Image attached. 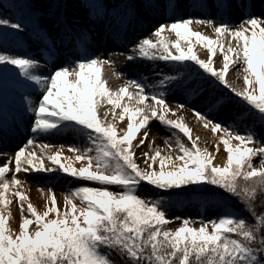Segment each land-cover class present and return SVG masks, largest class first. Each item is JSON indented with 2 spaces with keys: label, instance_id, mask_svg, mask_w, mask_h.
Listing matches in <instances>:
<instances>
[{
  "label": "snow or ice",
  "instance_id": "snow-or-ice-1",
  "mask_svg": "<svg viewBox=\"0 0 264 264\" xmlns=\"http://www.w3.org/2000/svg\"><path fill=\"white\" fill-rule=\"evenodd\" d=\"M261 2L264 3V0ZM232 6L230 0H217L219 9L228 10ZM254 6V3L241 4L242 8ZM261 16L264 17V12ZM220 19L218 27L211 20H196L197 23H207L213 27L220 37L218 40L193 31L190 27L192 18L168 25L161 24L154 35L159 37L165 29L174 32L177 37L174 47L164 39L155 43L152 39H144L138 45L139 55L149 57L152 52L150 58L155 59L158 50L159 59L163 61L195 62L206 74L254 105L264 115V19L251 12H248V18L239 26L230 25L223 17ZM2 27L20 32L25 25L0 18ZM193 37L208 51V60L198 58L193 51ZM182 41L187 51L181 47ZM217 44L223 59L220 70L213 67L212 59L217 56L218 49L214 47ZM128 59L133 57L129 56ZM3 64L17 67L25 78L44 85V94L39 98L37 106L33 108L29 105L27 108L28 112L35 115L30 128L32 133L58 132L62 126H79L82 130H88L92 146H70L74 155L66 159L83 162L77 168L61 163L63 146L53 149L43 144L38 155L33 139L30 138L13 157L0 166V200L5 205L11 203L5 197V192L10 183L22 184L15 178L16 174L54 171L52 167H45V159L59 165L66 175L101 186L75 189L65 196L63 211L57 206L53 195L51 206L42 214L37 213L31 202L25 207L24 192L17 189L15 195L19 197L20 212H27L34 217L35 228L30 234L29 226L34 221L25 216L19 234L14 239L12 235L6 234L5 227V214L10 216L12 213L8 207L0 209V213H3L0 214V264H113L101 252L102 248L130 257L129 264H264V236H261L257 246L255 225L248 226L242 218L224 216L218 222H212V232L208 231L206 223L199 228L189 226V219H183V226L172 230L166 227L170 221L165 218V212L160 210L162 201L148 202L136 194L137 187L143 182L161 190L208 184L226 189L252 205L257 193L264 197V167L257 169L252 163L254 157H264V147L254 149L248 146L255 140L251 132L233 136L225 127L224 135L229 137L223 140L228 153L227 164L223 167L214 166L213 155L207 149L202 150L197 146L199 137L192 139L191 129L183 123L182 118L180 121L166 119L169 106L164 98L143 95L144 87L136 81H130L117 89L110 88L108 80L102 79L103 67L112 66L107 59L93 57L87 61H78L71 69L64 66L47 78L31 75L30 70L38 67V62L32 59L0 55V65ZM236 64L242 66L246 85L254 89L258 84L259 95L253 94L247 87L238 90L226 79L230 65ZM129 85L138 91L130 92ZM4 94V77L0 73V127L7 123ZM146 100L152 103H145ZM116 109L121 111L117 112ZM192 111L198 119L204 121L205 127L212 125L214 132L221 129L219 122L213 124L200 111ZM128 114L130 120L126 131L122 130L118 137L115 122L124 121ZM154 119L188 135L192 147L181 145L183 154L175 158L171 153L161 157L159 149L151 157L144 153L147 167L140 168L134 158L135 150L145 143L149 134L148 126ZM141 130L143 138L133 144ZM233 138L244 147L238 146L234 150L231 144ZM29 146L32 147L26 155L25 149ZM13 162L14 169H11L9 165ZM153 164L159 166L158 170L152 167ZM261 164H264V160H261ZM10 171L13 176L11 181L6 178ZM108 186H120L122 190L113 192ZM77 197L82 202L79 207L74 202ZM50 214H55L54 218ZM259 219L261 225H264V216Z\"/></svg>",
  "mask_w": 264,
  "mask_h": 264
},
{
  "label": "rangeland",
  "instance_id": "rangeland-1",
  "mask_svg": "<svg viewBox=\"0 0 264 264\" xmlns=\"http://www.w3.org/2000/svg\"><path fill=\"white\" fill-rule=\"evenodd\" d=\"M144 2L145 0H0V18L8 19L11 23L20 21L25 25L24 30L20 32L10 27L0 28V55L32 59L38 62V67L31 71L35 73L33 75L42 78L49 77L56 69L64 66L71 69L76 62L74 59L79 54L84 55L83 61L93 57L100 59L113 57L115 64L110 63L115 71L114 79L120 80L128 73L118 70L117 64L127 66L130 73L139 75L146 88L143 95L149 97L156 95L158 98H164L169 106V111L165 114L166 119L180 121L182 118L183 123L191 129L192 139L199 137L196 141L197 146L202 150L207 149L213 155L214 166L223 167L227 164L228 153L223 140L229 137L224 135L225 127L233 136L246 135L251 132L255 140L248 146L254 149L264 147V115L260 114L254 105L231 92L227 86H222L216 79L200 69L195 62L163 61L159 59L158 50L155 59L150 58L152 52L149 53V57H140L138 49V45L144 39H152L154 43L164 39L174 47V42L177 39L174 32L165 29L159 37L155 36L154 32L161 24L168 25L186 18L193 19V23L190 25L193 31H199L213 40H218L220 37L215 33L213 27L207 23H197L196 20L206 22L211 20L218 27L221 24L220 18L223 17L230 25L239 26L243 20L248 18V12L264 19L261 16V13L264 12V3L261 0H230L231 4L239 5L241 8V13H235L230 9H221L224 12L219 11L217 0H156L159 14L154 19H147L144 17L143 10L140 11L144 7ZM242 3L245 5L254 3L255 6L242 8ZM144 9L146 11V8ZM129 17L133 20L137 19L136 26L142 28V31L130 38L128 43H124L121 42V36L127 29ZM192 40L193 51L196 52L198 58L208 60L209 53L203 44L194 37ZM72 41L76 44L69 51ZM100 41L102 48L95 51L94 49ZM112 43L120 45L110 47ZM232 43L235 44L236 41L233 40ZM181 47L187 51L185 42L182 41ZM214 47H217L218 52L217 56L212 58L213 67L220 70L223 67L222 55L219 53V45H214ZM15 50L20 54H16ZM174 54L178 53L174 52ZM42 55L49 58L50 66L40 62ZM129 56H132L133 59L129 60ZM20 71L15 66L0 65V73L4 77V100L7 114V123L0 127V166L13 157L11 155L31 138L38 155L40 146L43 144H48L53 149L63 146L61 163L77 168L81 167L83 162L68 160L66 157L74 155L70 151V146L77 148L92 146L88 139V130L68 125L62 126L58 132L32 133L30 128L35 115L28 112L27 108L29 105L35 108L39 99L33 103L34 100L28 98L26 100L25 97L26 94L33 92L40 98L44 94V85L38 83L33 87L31 84L25 83L18 76ZM226 79L238 90L247 87L253 94L259 95L258 84L254 89L245 84L240 64L230 65ZM132 90L138 91L133 88ZM34 94H29L32 99ZM145 103H152V101L146 100ZM179 105H183V107H179ZM193 109L206 115L213 124L219 122L222 126L221 129L214 132L212 125L205 127L204 121L193 114ZM116 111L120 112L121 110L116 109ZM109 119L111 120V116ZM129 120L130 114L125 116L124 121L117 120L115 122L118 137L122 130L126 131ZM148 133L145 143L135 150L134 158L140 168L147 167L145 163L147 157L144 156V153H148V156L151 157L155 155V150L159 149L161 157L171 153L175 158L183 154L180 150L181 145L185 148L192 147L188 135L179 129L163 125L155 119L150 122ZM93 135L95 136V134ZM140 138H143V130L137 134L133 144ZM231 144L234 150L238 146L244 147L240 141L234 138L231 139ZM31 147L29 146L25 150L28 152ZM261 160H264V157H254L253 167L257 169L264 167ZM45 163H47L45 167H52L55 170L47 173L33 171L30 174L23 172L16 174L15 178L22 184L10 183L9 189L5 192V197L11 203L5 205L4 201L0 200V209L8 207L12 213L10 216L5 214L7 220L5 227L6 234L12 235L14 239L19 234L25 216L34 221V217L27 212L23 214L20 212L19 197L15 195L17 189L24 192L25 207L28 202H31L37 209V213L42 214L47 210V207L51 206L50 200L53 195L56 197L57 206L63 211L66 195L71 194L79 187H95L93 185L98 184L57 174L62 173L59 165H54L47 159H45ZM9 167L14 169V162ZM152 167L158 170L159 166L153 164ZM6 178L9 181L13 179L11 171L6 174ZM143 186L146 185L141 184L137 187L136 194L148 202L162 201L160 210L165 212V218L170 221L166 227L172 230L183 226V219H189V226L199 228L206 223L208 231L212 232L213 221L218 222L219 218L233 216L236 212L231 206L220 202V195L214 191H168L149 195ZM111 187L113 188H109V190L113 192L122 190L120 186ZM201 187H206V185ZM210 187L214 186L210 185ZM74 202L78 207L82 203L79 197ZM50 216L54 218L55 214H50ZM34 228L35 221L29 226L30 234Z\"/></svg>",
  "mask_w": 264,
  "mask_h": 264
},
{
  "label": "trees",
  "instance_id": "trees-1",
  "mask_svg": "<svg viewBox=\"0 0 264 264\" xmlns=\"http://www.w3.org/2000/svg\"><path fill=\"white\" fill-rule=\"evenodd\" d=\"M215 79V78H214ZM64 176L71 177L70 175H66L64 173H57ZM73 178V177H71ZM145 184L144 187L148 194H161V192H168V191H184V192H202V191H214L220 195V202H224L226 205L231 206L236 212L233 217L242 218L245 220L248 226L255 225L257 228V240L255 244L258 246L261 236H264V225L260 223V217L264 216V197H261L259 193L255 198V202L252 205H248L247 202L241 200L239 197L235 196L234 194L229 193L226 189H222L218 186L210 187V185L205 184L206 187L190 185L181 189H169V190H161L157 189L154 186L149 185L147 182H143ZM95 187H100L101 185H93ZM204 186V185H203ZM109 188H113L108 186ZM115 188L117 186H114ZM147 187V188H146ZM101 252L106 254L110 261L113 264H129L130 257H126L123 253L117 252L112 249L102 248Z\"/></svg>",
  "mask_w": 264,
  "mask_h": 264
},
{
  "label": "bare ground",
  "instance_id": "bare-ground-1",
  "mask_svg": "<svg viewBox=\"0 0 264 264\" xmlns=\"http://www.w3.org/2000/svg\"><path fill=\"white\" fill-rule=\"evenodd\" d=\"M233 5V4H232ZM146 8V11L145 9ZM143 10V13H144V17L147 18V19H154L158 16V4L156 2V0H145L144 2V7H142L140 9V11ZM230 10H232L233 12L235 13H241V8L240 6H232L230 8ZM219 11H222L221 9ZM183 12H185V10H183ZM182 12V13H183ZM224 12V11H222ZM181 14V13H180ZM58 20V19H57ZM20 22V21H18ZM137 24V19H134L133 18H128V25H127V29L125 30L124 34H122L121 38H122V41L121 42H124V43H128V41L130 40V38H133L135 34L139 33L142 31V28H138L136 26ZM32 30V29H31ZM144 30V29H143ZM32 34V33H31ZM130 36V37H129ZM73 42V41H72ZM76 44V42H73L71 44V46L69 45V51H71L74 47V45ZM120 44H117V43H112L110 45V47L112 46H119ZM99 48H102V42L100 41L97 45H96V48L94 49V45H93V49L96 51L97 49ZM16 51V50H15ZM17 53L16 54H20L18 51H16ZM84 55H81L79 54L74 60L76 62L78 61H82L84 60ZM107 60H109L110 62H113V64H115V58L113 57H108ZM40 62L44 65H51L50 61H49V58L42 55L40 56ZM117 64V63H116ZM117 69L118 70H121V71H127V75L123 78H121L120 80L118 79H114L113 75H114V68L112 66H108V65H105L103 67V73H102V78H106L108 80V83H109V87L112 88V89H117L119 87H122L124 86L126 83H129L130 81H136L137 83L141 84L143 87H144V84L141 82V78L139 75L137 74H134V73H130L131 71L129 70V68L127 66H124V65H121V64H117ZM31 72V75L35 74L34 72ZM47 72H49V70H47ZM18 76L20 78V80H23L25 83H28V84H31L33 87L36 86L38 83L35 82V81H31L30 79L28 78H25L23 75H22V72H18ZM145 90L146 88L144 87V93H145ZM129 91L132 92V87L131 85H129ZM31 94H34L33 92H30ZM29 93V94H30ZM143 93V94H144ZM29 94H26V97L30 100H34L33 103L39 99V96H36L35 94L33 95V99L30 97ZM147 94V92H146ZM27 151L25 150V154L27 155ZM15 152L11 155V156H14ZM45 165L47 166V163H45Z\"/></svg>",
  "mask_w": 264,
  "mask_h": 264
}]
</instances>
